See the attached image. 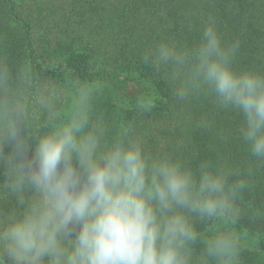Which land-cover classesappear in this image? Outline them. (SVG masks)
Returning a JSON list of instances; mask_svg holds the SVG:
<instances>
[{"label": "clouds", "instance_id": "9594fccd", "mask_svg": "<svg viewBox=\"0 0 264 264\" xmlns=\"http://www.w3.org/2000/svg\"><path fill=\"white\" fill-rule=\"evenodd\" d=\"M209 17L192 47L150 54L178 98L211 93L240 112V135L264 161V73L233 67ZM100 81H38L0 58V264H241L246 177L150 154L140 136L96 115ZM236 179H230L231 177Z\"/></svg>", "mask_w": 264, "mask_h": 264}, {"label": "trees", "instance_id": "16d2710c", "mask_svg": "<svg viewBox=\"0 0 264 264\" xmlns=\"http://www.w3.org/2000/svg\"><path fill=\"white\" fill-rule=\"evenodd\" d=\"M209 17L225 44H239L235 70L264 73V0H0V58L31 67L38 81L98 80L96 115L112 131L129 128L150 154L246 177L238 227L254 243L241 264H264V161L240 135L242 114L211 93L178 98L149 59L161 41L195 46Z\"/></svg>", "mask_w": 264, "mask_h": 264}]
</instances>
